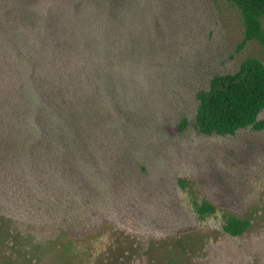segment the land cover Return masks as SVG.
Returning <instances> with one entry per match:
<instances>
[{"label":"rangeland","instance_id":"1","mask_svg":"<svg viewBox=\"0 0 264 264\" xmlns=\"http://www.w3.org/2000/svg\"><path fill=\"white\" fill-rule=\"evenodd\" d=\"M112 1L142 12L129 67L75 0H0V264H264V129L195 128L196 91L264 48L226 0Z\"/></svg>","mask_w":264,"mask_h":264},{"label":"trees","instance_id":"2","mask_svg":"<svg viewBox=\"0 0 264 264\" xmlns=\"http://www.w3.org/2000/svg\"><path fill=\"white\" fill-rule=\"evenodd\" d=\"M75 0L76 14L81 35L91 49L93 58H121L124 67L134 65L132 48L133 35L136 37L142 27L139 23L142 12L135 15L124 5L115 6L112 0ZM237 10L244 28V40L256 41L264 48V0H226ZM78 3V4H77ZM136 16H138L136 18ZM144 37L141 38L143 41ZM87 46V45H86ZM143 45H136L139 51ZM140 60V59H136ZM127 65V66H126ZM27 88V87H26ZM30 94V95H29ZM28 109L31 93L26 91ZM197 101L195 128L204 135H232L239 129L251 127L264 129V119L259 114L264 110V62L255 56L245 58L236 73L217 74L211 77L207 87L199 88L195 93ZM9 120L13 117L14 109ZM37 109V106L35 107ZM33 109V110H35ZM37 111V110H36ZM183 120L180 124L184 126ZM200 217L214 213V205L205 200L194 202ZM251 218H239L227 214L222 225L223 230L231 235L242 234L251 226Z\"/></svg>","mask_w":264,"mask_h":264}]
</instances>
